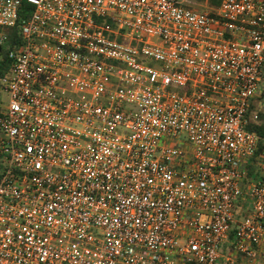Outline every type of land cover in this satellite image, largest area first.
Wrapping results in <instances>:
<instances>
[{
	"label": "built area",
	"instance_id": "2783aa9c",
	"mask_svg": "<svg viewBox=\"0 0 264 264\" xmlns=\"http://www.w3.org/2000/svg\"><path fill=\"white\" fill-rule=\"evenodd\" d=\"M28 1L0 0V264L263 261L264 0Z\"/></svg>",
	"mask_w": 264,
	"mask_h": 264
},
{
	"label": "trees",
	"instance_id": "16d2710c",
	"mask_svg": "<svg viewBox=\"0 0 264 264\" xmlns=\"http://www.w3.org/2000/svg\"><path fill=\"white\" fill-rule=\"evenodd\" d=\"M32 9V5L28 0H22V7L20 11V17L26 18L30 11ZM6 43L0 50V76L4 74V72L8 69V60H7V54L9 51H16L18 47L22 44L21 38L18 35L17 29H9L6 32ZM1 90H0V98H1ZM4 104L1 102L0 99V118L4 115ZM260 120L259 122H250L247 130L253 133H256L260 137L264 138V123L262 122L264 120V114H260ZM262 145H259L258 150L255 153V157L260 155L262 152Z\"/></svg>",
	"mask_w": 264,
	"mask_h": 264
},
{
	"label": "rangeland",
	"instance_id": "374dc122",
	"mask_svg": "<svg viewBox=\"0 0 264 264\" xmlns=\"http://www.w3.org/2000/svg\"><path fill=\"white\" fill-rule=\"evenodd\" d=\"M1 102L3 103V104H6L7 103V96H6V94H3L2 92H1ZM222 250H225V246L224 247H222Z\"/></svg>",
	"mask_w": 264,
	"mask_h": 264
},
{
	"label": "crops",
	"instance_id": "0c3cea01",
	"mask_svg": "<svg viewBox=\"0 0 264 264\" xmlns=\"http://www.w3.org/2000/svg\"><path fill=\"white\" fill-rule=\"evenodd\" d=\"M257 264H264V260L263 261H259Z\"/></svg>",
	"mask_w": 264,
	"mask_h": 264
}]
</instances>
